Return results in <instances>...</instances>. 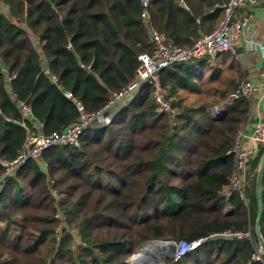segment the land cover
I'll list each match as a JSON object with an SVG mask.
<instances>
[{
  "label": "trees",
  "instance_id": "16d2710c",
  "mask_svg": "<svg viewBox=\"0 0 264 264\" xmlns=\"http://www.w3.org/2000/svg\"><path fill=\"white\" fill-rule=\"evenodd\" d=\"M145 1L0 0L1 157L16 159L39 127L52 134L78 120L66 91L104 116L138 57L154 54L150 29L191 47L215 31L229 0ZM246 77L232 53L171 64L158 79L175 114L146 81L108 122L87 127L79 147L28 160L0 185V264H127L149 243L199 240L163 264H264L254 260L263 144L249 160L246 202L226 195L234 139L250 114V101L230 95Z\"/></svg>",
  "mask_w": 264,
  "mask_h": 264
},
{
  "label": "built area",
  "instance_id": "2783aa9c",
  "mask_svg": "<svg viewBox=\"0 0 264 264\" xmlns=\"http://www.w3.org/2000/svg\"><path fill=\"white\" fill-rule=\"evenodd\" d=\"M263 1L264 0H229L222 4L220 7L224 10V16L215 31L211 34L202 36L191 47L174 46L169 43L164 35L150 29L151 39L155 44L154 54H141L138 57L139 64L134 73L132 83L122 92L116 94L104 110H110L117 102L134 94L141 84L146 81H151L155 85L154 96L160 109L175 114V112L171 110V104L166 98L165 91L162 90L160 86L158 72L171 64L183 63L207 57L213 59L225 53H232L237 59H239L237 49L240 41L244 37H248V34L251 32L250 30H252V28L249 27V25L252 23L253 17L252 15L243 17L238 11L241 8L253 11L260 6ZM144 5H147L145 0ZM144 17L146 20L149 19L148 14H145ZM258 46L260 48V44L255 42L251 45V49H257ZM262 56L264 58V48H262ZM45 72L48 73V70ZM53 81L56 82L57 79L53 78ZM261 88L264 89V80L255 83L251 79L245 78L241 81L236 91L230 95V99H245L251 101ZM65 96L75 103L79 112L78 120L69 128L52 134H46L41 127H39L37 132H29L23 149L16 159L7 160L0 156V166L3 168V175L0 177V185L7 177L15 174L17 169L28 160L34 159L39 161L42 153L53 146L62 145L79 147L83 131L92 124L97 123L103 117V112H87L83 103L77 100L71 92L66 91ZM18 106L25 116L29 117L32 115L31 108L22 101L18 102ZM243 127L238 131L234 139V146L231 151L234 158V167L231 176L229 177V189L226 192V195L231 196L232 194L237 193L246 202L249 160L253 156L254 150L257 151L260 144L264 145V123H258L255 128V132L252 136L253 149H248L244 146ZM56 217L63 218V215L61 212H58ZM221 236L241 238L244 234L224 232ZM198 242H203V240L194 243L183 242L177 245V258H180L193 249ZM254 260L264 262L260 252L255 255Z\"/></svg>",
  "mask_w": 264,
  "mask_h": 264
},
{
  "label": "crops",
  "instance_id": "0c3cea01",
  "mask_svg": "<svg viewBox=\"0 0 264 264\" xmlns=\"http://www.w3.org/2000/svg\"><path fill=\"white\" fill-rule=\"evenodd\" d=\"M238 13L243 17L249 15L253 17L252 23L249 25L252 30H250V33L248 32V37H244L240 41L237 53L241 65L247 71L246 78L251 79L255 83H259L264 80V58L262 56V48H264V1L253 11L241 8ZM255 42L260 44V48L258 46L257 49H251V45ZM109 118L106 119L104 115L100 119V122H108ZM261 122L264 123V89L262 88L250 101L249 119L243 127L244 146L246 148L253 149L252 136L257 124Z\"/></svg>",
  "mask_w": 264,
  "mask_h": 264
},
{
  "label": "water",
  "instance_id": "95a60500",
  "mask_svg": "<svg viewBox=\"0 0 264 264\" xmlns=\"http://www.w3.org/2000/svg\"><path fill=\"white\" fill-rule=\"evenodd\" d=\"M115 110V107H112L110 110H107L104 112L105 116H108L112 111ZM257 151H255L254 157L257 156ZM263 179H264V153L261 157L260 160V164L258 167V171H257V179H256V198H257V205H258V214H257V218H256V223H255V232L257 235V239L260 245V253L264 256V238L261 234V219H262V214H263V209H264V195H263ZM154 244H156L157 246H161L167 251H173L170 248V245H173L172 247L174 248V252H172V257L177 258L178 256V247L175 243H171L169 241H156L153 242ZM202 242H198V244H196L194 246L197 247L201 244ZM151 244V243H149ZM149 244H147L145 247L149 246ZM144 248L140 249L137 252V255H134L130 260L127 261V264H130V262L132 260H134L138 254L143 251ZM168 257H171V255L169 254ZM133 264H152L151 260H139L138 262H136V260L134 261Z\"/></svg>",
  "mask_w": 264,
  "mask_h": 264
},
{
  "label": "bare ground",
  "instance_id": "6f19581e",
  "mask_svg": "<svg viewBox=\"0 0 264 264\" xmlns=\"http://www.w3.org/2000/svg\"><path fill=\"white\" fill-rule=\"evenodd\" d=\"M169 251L165 250L162 245L157 246L154 243L149 244V246L145 247L143 251H141L138 256L134 259L136 262L139 260H151L152 264H163L161 260L164 255H166Z\"/></svg>",
  "mask_w": 264,
  "mask_h": 264
},
{
  "label": "rangeland",
  "instance_id": "374dc122",
  "mask_svg": "<svg viewBox=\"0 0 264 264\" xmlns=\"http://www.w3.org/2000/svg\"><path fill=\"white\" fill-rule=\"evenodd\" d=\"M220 23V22H219ZM246 236H250V234L248 233V235H246ZM172 243V242H171ZM176 245H179V244H176ZM173 245H170V248L173 250V251H169L166 255H164V257H162V261H164V259H166V258H175V257H172V252H174V248L172 247ZM260 252V251H259ZM171 255V257H168V255ZM135 255H137V253L135 254ZM134 263V260H132L131 262H130V264H133Z\"/></svg>",
  "mask_w": 264,
  "mask_h": 264
}]
</instances>
